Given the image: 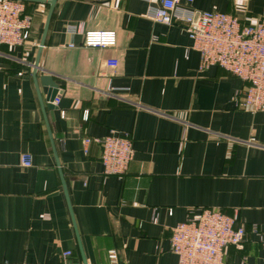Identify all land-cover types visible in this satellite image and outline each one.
Returning <instances> with one entry per match:
<instances>
[{
  "label": "crops",
  "instance_id": "1",
  "mask_svg": "<svg viewBox=\"0 0 264 264\" xmlns=\"http://www.w3.org/2000/svg\"><path fill=\"white\" fill-rule=\"evenodd\" d=\"M23 2L30 41L0 44V264H106L110 249L118 264H178L173 228L203 208L239 209L246 241L226 260L264 264V112L238 104L247 83L218 65L201 69L180 23L145 16L156 0H56L42 47L51 5ZM192 5L264 18V0ZM68 25L113 29L117 44L87 47ZM47 73L59 85L55 109ZM111 129L133 141L122 178L105 173L99 143L85 151L86 137Z\"/></svg>",
  "mask_w": 264,
  "mask_h": 264
},
{
  "label": "built area",
  "instance_id": "2",
  "mask_svg": "<svg viewBox=\"0 0 264 264\" xmlns=\"http://www.w3.org/2000/svg\"><path fill=\"white\" fill-rule=\"evenodd\" d=\"M145 16L165 24L180 23L192 40V48L200 53V68L218 65L247 83L238 104L252 112H264V18L244 22L238 16L219 10L193 7L194 0H156ZM120 0H114L118 8ZM69 33H83L87 47L108 48L117 44L113 29L82 30L81 25H68ZM32 35V17L25 13L21 0H0V44L24 47ZM73 46V44H71ZM111 67L117 59H107ZM21 74V73H20ZM57 104V97L53 101ZM95 141L102 147L101 160L106 174L123 177L134 158L133 141L128 133L111 129L104 137L84 139L87 146ZM23 166L32 165V157L23 153ZM239 209L227 214L216 208H203L199 214L178 223L172 231L171 247L178 264H232L226 260L228 248H243L247 230L238 224ZM253 226V231H257ZM264 243V235L260 238ZM72 252H64L67 258ZM116 249L108 251V263L118 264Z\"/></svg>",
  "mask_w": 264,
  "mask_h": 264
},
{
  "label": "water",
  "instance_id": "3",
  "mask_svg": "<svg viewBox=\"0 0 264 264\" xmlns=\"http://www.w3.org/2000/svg\"><path fill=\"white\" fill-rule=\"evenodd\" d=\"M21 1H25V0H21ZM40 1H48L51 5L49 15H48V18L46 21L45 29H44L42 41H41V47H42L44 44L45 36H46L47 30H48V25L50 22V18H51L52 11H53L54 5L56 3V0H40ZM41 47H40V50H39V53H38V56H37V59H36L35 65H34V73L33 74H34V78L36 79V81H37V71H38L40 54H41ZM40 81H41L42 85L44 86V91L47 93V96H46L47 107L49 109H55L56 106L53 103V101L57 97V94L59 91L58 83H56L53 75L49 74V73L41 75ZM83 259H84V264H87L84 256H83Z\"/></svg>",
  "mask_w": 264,
  "mask_h": 264
}]
</instances>
